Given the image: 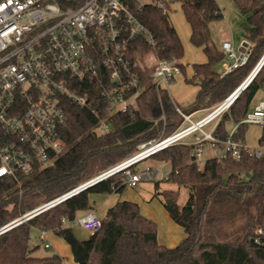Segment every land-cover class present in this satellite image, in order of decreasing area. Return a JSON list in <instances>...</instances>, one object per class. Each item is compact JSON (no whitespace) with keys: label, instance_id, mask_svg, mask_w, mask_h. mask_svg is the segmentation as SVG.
Here are the masks:
<instances>
[{"label":"trees","instance_id":"1","mask_svg":"<svg viewBox=\"0 0 264 264\" xmlns=\"http://www.w3.org/2000/svg\"><path fill=\"white\" fill-rule=\"evenodd\" d=\"M240 13L246 15L243 36L253 43L245 64L224 75L214 68L223 57V50L209 43V23L222 18L215 0H173L179 2L190 25L189 41L201 47L207 60L193 63L188 81L198 86L188 114L210 108L222 102L250 74L264 54V0H232ZM156 4H146L137 17L150 31L153 44L140 35L128 45L127 57L136 64L135 71L144 86L138 98L139 109L134 112L109 114L99 96L100 83L86 80L73 83L78 93L87 92L90 105L80 106L63 99L66 124L60 128L65 150L50 164H35L29 175L0 179V227L68 191L69 189L118 164L137 150V144L159 136L162 127L170 134L182 121L166 89L156 88L151 68H140L147 54L159 59L183 57V44L168 14ZM264 90V63L221 114L212 134L226 139L225 122L232 119L236 129L231 139L244 142L247 123L241 121L252 107L255 93ZM164 114V120L161 118ZM105 119L110 128L97 133L94 127ZM259 144H264L262 125ZM192 146L183 143L169 145L148 158L167 161L171 170L164 178L187 191V200L178 207L165 205L172 221L182 227L185 237L168 247L157 241L154 221L141 215L137 203L122 200L109 207L101 218L99 230L79 239L70 223L79 214L91 210L89 195L121 193L126 184L124 170L97 181L64 201L29 218L0 234V264H62L56 254L35 256L38 247L30 245L32 230L52 231L69 246L77 264H264V155L242 154L239 160L208 157L201 167L191 161ZM134 164L128 169L135 172ZM157 185V184H156ZM176 202L178 191L163 192ZM68 223L63 224L62 220ZM262 228L260 244L252 238Z\"/></svg>","mask_w":264,"mask_h":264},{"label":"built area","instance_id":"2","mask_svg":"<svg viewBox=\"0 0 264 264\" xmlns=\"http://www.w3.org/2000/svg\"><path fill=\"white\" fill-rule=\"evenodd\" d=\"M172 1L0 0V179L16 177L17 173L29 175L35 164L47 166L65 150L60 137V128L67 122L63 99L89 106L98 116L87 92H76L70 87L73 83L98 81L99 96L109 114L139 109L138 98L144 86L135 71L136 64L127 57L128 45L140 35L153 44V37L137 13L146 4L161 7L168 3L163 8L168 14L175 3ZM221 47L230 60L221 71L224 75L246 63L253 43L243 37L237 53L229 41H223ZM138 66L151 68L156 88L167 92L173 79L181 73L175 60L159 59L152 52ZM226 100L196 122L174 104L182 121L173 132L140 143L137 152L118 164L2 225L0 234L119 170H124L129 186L147 179L149 174L155 176L157 171L150 168L139 173L128 168L169 145H191V161L197 166L204 162L203 142L211 147L210 157L229 155L239 160L242 154L264 155V144L251 148L231 139L236 125L226 139L212 134L221 114L233 101ZM185 122L189 124L181 127ZM241 122L264 125V90ZM207 125L209 128L205 129ZM109 128V123L100 119L94 130L102 133ZM197 132L199 135H195ZM62 222L68 223L64 219ZM72 222L90 234L101 227V218L93 210L79 214ZM46 232L38 231V241L44 249H49ZM262 235V228H257L252 238L254 244L261 243Z\"/></svg>","mask_w":264,"mask_h":264},{"label":"rangeland","instance_id":"3","mask_svg":"<svg viewBox=\"0 0 264 264\" xmlns=\"http://www.w3.org/2000/svg\"><path fill=\"white\" fill-rule=\"evenodd\" d=\"M215 1L222 12V18L209 23V43L215 49L221 50V42L225 39L226 41L231 42L235 52L237 53L239 42L243 38L246 15L240 13L232 0ZM173 6L174 10L170 12L169 19L183 44V57L181 62L185 65V67L184 72L179 74V76L175 78V81L170 86L169 96L171 97V100L174 102V104H177L182 109H188L194 101L193 91H195L196 87L192 82L188 81L192 74V64L203 62L207 59V56L201 47H196L190 43V25L185 19L183 10L181 9L179 3L175 2ZM228 62H230V60L226 57V55H224V57L215 64L214 68L220 72L224 70L225 65ZM262 93L263 89H259L252 98L250 105H254L260 99ZM206 113L207 110H204L198 114H195L192 116V120L195 121ZM161 118L164 120V114H162ZM188 124L189 123L185 122L181 127H184ZM236 124V122L230 119L225 122L224 127L227 131H229ZM208 128L209 125L205 126V129ZM262 128V124L246 125L243 134V143L251 148L261 146L258 139L261 135ZM97 130L99 129H96V131ZM196 134L199 135L198 132ZM163 135H165L164 127H162L159 136H157L155 139ZM139 144H137V146ZM137 151L138 147L135 152ZM202 151L203 154L201 158L204 160L206 157L208 158L212 154L211 147L207 142H203ZM134 166V169L137 173L147 168L156 170L157 173L155 176L149 174L147 179H140L136 182L135 186L127 185L121 193L89 195V200L91 203H94V211L99 217H102L106 210L118 201L128 200L135 202L139 206L141 215L155 222L158 243L168 247L177 245L185 237V234L182 227L174 223L169 216V213L165 208L167 197L163 192L167 190L178 191V196L175 203L178 207H181L187 200L186 189L184 187H178L175 184L164 180L171 170V165L167 161L147 158L137 164H134ZM201 166L202 163H200L198 167ZM70 225L72 226L73 232L77 238L87 239L90 233H88L84 228L80 227L75 222H71ZM51 235L55 236L57 239L60 238L64 242L66 248H68V251H66L67 257L65 256L63 261L73 263L68 244L57 234L52 232ZM29 242L30 245L38 244V247L33 251L35 256H47L54 253L52 247L49 249H44L41 245H39L40 242L38 241V234L36 233V230L31 231Z\"/></svg>","mask_w":264,"mask_h":264},{"label":"crops","instance_id":"4","mask_svg":"<svg viewBox=\"0 0 264 264\" xmlns=\"http://www.w3.org/2000/svg\"><path fill=\"white\" fill-rule=\"evenodd\" d=\"M179 3V2H178ZM174 4V3H173ZM179 5H180V3H179ZM174 6L172 5V10H170V12L171 11H173V8ZM170 12L168 13V16H169V18H170ZM244 37V36H243ZM223 41H226L225 39L223 40ZM222 41V42H223ZM221 42V43H222ZM220 48L222 49V47H221V45H220ZM182 59V58H181ZM181 59H179V63H181L182 64V62H181ZM207 60V59H206ZM206 60H204V61H206ZM203 61V62H204ZM184 67H185V65L184 64H182ZM184 72V71H183ZM192 73H193V70H192ZM181 74V73H180ZM192 75V74H191ZM177 76H179V75H177ZM176 76V77H177ZM175 77V78H176ZM175 78L173 79V81H172V83H171V85L173 84V82L175 81ZM170 85V86H171ZM196 87H195V91H193V98H195V95H196V92H197V90H198V86L197 85H195ZM170 88V87H169ZM168 93H169V91H168ZM170 99H171V97H170ZM172 101V100H171ZM174 103V102H173ZM177 105V104H176ZM215 106V105H214ZM214 106H212V107H210V108H205V109H197V110H193V111H191V112H189L188 114H190V119H191V121L192 122H196V121H198L200 118H202L204 115H206L209 111H210V109H212ZM204 110H207V113L206 114H204L203 116H201L200 118H198L197 120H192V116L193 115H195V114H198V113H200V112H202V111H204ZM195 135H197L196 133H195ZM211 156V155H210ZM209 156V157H210ZM207 158V157H206ZM205 158V159H206ZM92 201H94V200H92ZM89 203L91 204V210H93L94 211V203H91V201L89 200ZM36 233L38 234V231H36ZM52 234V231H47L46 232V237H47V241L49 242V244H50V248L52 247V249L54 250V253H56V254H58L61 258H62V263L63 264H77V263H75L74 261H73V263H68V262H64L63 260H64V257L66 256L67 257V253H66V251H68V248H66V246H65V244H64V242L60 239V241H59V239H57L55 236H52L51 234ZM50 234V235H49ZM50 238V239H49ZM160 244V243H159ZM174 246V245H173ZM169 247H172V246H169ZM71 252V251H70ZM71 257H72V255H71ZM73 260V259H72Z\"/></svg>","mask_w":264,"mask_h":264},{"label":"water","instance_id":"5","mask_svg":"<svg viewBox=\"0 0 264 264\" xmlns=\"http://www.w3.org/2000/svg\"><path fill=\"white\" fill-rule=\"evenodd\" d=\"M264 63V54L256 64V66L253 68V70L250 72V74L246 77V79L231 93L226 97V101H231L236 98V96L247 86V84L251 81V79L255 76V74L258 72L262 64ZM166 204L168 206L175 205V202L173 200L167 199Z\"/></svg>","mask_w":264,"mask_h":264}]
</instances>
